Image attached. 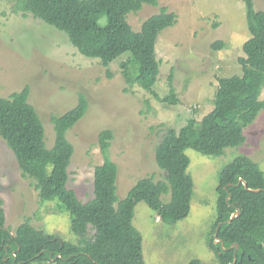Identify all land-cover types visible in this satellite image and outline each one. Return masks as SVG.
I'll return each instance as SVG.
<instances>
[{"label":"trees","instance_id":"trees-1","mask_svg":"<svg viewBox=\"0 0 264 264\" xmlns=\"http://www.w3.org/2000/svg\"><path fill=\"white\" fill-rule=\"evenodd\" d=\"M158 1L18 0L15 10L30 13L64 32L82 55L97 58L104 66L120 54L129 53L120 62L126 89L139 84L152 90L159 72L156 39L164 28L176 23L177 15L161 6L137 31L126 15L139 11L144 3L157 5ZM242 1L249 37L242 45L244 55L238 59L241 73L218 78L213 107L200 120L191 116L179 129L165 131L154 148L155 162L165 171L164 179L139 178L116 205L118 167L108 156L113 137L110 129H103L98 135L103 161L93 170L92 197L84 201L68 187L73 146L66 131L87 110L84 94L79 93L77 103L63 114L51 115L54 129L51 147L45 144L42 120L28 102L29 86L0 96V137L12 151L22 176L33 180L39 199L55 201L53 213L63 210L70 213V228L77 236L76 242L64 241L33 226L29 218L11 230L6 226L0 200V264L42 263L50 258L55 264H146L141 234L132 223L135 205L144 201L168 224L184 218L193 193L192 177L186 172L190 160L185 150L221 155L226 147L245 141L243 129L264 109V98H260L264 89V11L254 9L252 0ZM222 46V41L212 43L213 49ZM172 77L170 71L168 94L160 100L176 103ZM263 177L257 163L245 155L237 156L220 171L215 218L207 239L215 264H229L234 255L233 264H264ZM239 178L246 181L248 188L260 191L247 190L242 183L236 186ZM237 208L240 214L224 223ZM219 223L220 241L214 243ZM234 243L238 244L236 250ZM186 264L207 263L195 258Z\"/></svg>","mask_w":264,"mask_h":264},{"label":"rangeland","instance_id":"rangeland-1","mask_svg":"<svg viewBox=\"0 0 264 264\" xmlns=\"http://www.w3.org/2000/svg\"><path fill=\"white\" fill-rule=\"evenodd\" d=\"M17 1L0 0V96L28 85V102L42 120L45 144L51 147V115L63 114L77 103L79 93L85 95L86 112L66 131L73 146L68 187L84 201L93 195V170L103 161L98 142L101 130L113 133L108 156L118 167L116 205L139 178L164 179L165 171L155 162L154 148L165 131L179 129L191 116L200 120L213 107L218 78L241 73L238 59L244 55L242 45L249 37L242 0H159L157 5L144 3L139 11L128 13L127 20L135 31L161 6L177 15L176 23L157 36L159 72L152 90L139 84L126 89L120 62L129 53L104 66L99 59L82 55L64 32L30 13L15 10ZM252 1L254 9L264 11V0ZM215 41H222L223 46L213 49ZM170 71L176 103L160 100L168 94ZM260 98H264V89ZM243 134L242 144L226 147L218 156L185 150L193 193L184 218L168 224L144 201L135 205L132 223L141 234L146 264H186L195 258L216 263L207 239L215 218L218 176L240 155L256 162L264 175V109ZM33 187V180L22 176L12 151L0 137V200L6 226L13 230L29 218L44 232L76 242L70 213H53L56 202L41 201ZM32 264L55 263L50 258Z\"/></svg>","mask_w":264,"mask_h":264},{"label":"water","instance_id":"water-1","mask_svg":"<svg viewBox=\"0 0 264 264\" xmlns=\"http://www.w3.org/2000/svg\"><path fill=\"white\" fill-rule=\"evenodd\" d=\"M241 183L244 186V188L247 189V190H251L253 192H259L260 191V189H250V188H248L246 181L243 180L242 178L237 179V183L235 185L238 186ZM228 198H229V195L227 196L226 199H228ZM239 214H240V210L238 208L235 209V211L233 213H231L230 217L226 221H224V223L231 221L235 216H238ZM219 225H220V223L217 225V227L215 229V233H214V243H217V242L220 241L219 237L217 236V231L219 229ZM221 247H222V249H224L222 243H221ZM230 247H232V246H230ZM234 247H235V250H236L237 247H238V244L237 243H234ZM235 261H236V256L234 255L233 261L231 263H229V264H233Z\"/></svg>","mask_w":264,"mask_h":264}]
</instances>
